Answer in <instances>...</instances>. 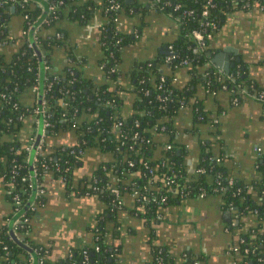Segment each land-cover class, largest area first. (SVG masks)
I'll list each match as a JSON object with an SVG mask.
<instances>
[{"label": "crops", "instance_id": "crops-1", "mask_svg": "<svg viewBox=\"0 0 264 264\" xmlns=\"http://www.w3.org/2000/svg\"><path fill=\"white\" fill-rule=\"evenodd\" d=\"M35 1L40 6V14L35 19L39 28L46 14L41 18L43 4ZM76 1L90 5V17L83 22L70 16L58 19L56 26L62 44L53 46L52 70L55 75L62 74L66 63L74 58L79 62L82 77L98 84L103 77L105 1ZM154 3V0H123L117 14V29L133 38L120 54V67L125 71L139 60L165 55L178 35L179 23ZM25 22L24 16L10 9L5 29L11 40L0 46L2 51L20 41ZM207 48L205 63L211 70L225 75L233 74L234 67H243L247 81L243 88L248 94H240L234 100L232 92L215 90L213 93L199 81L195 82L191 85L192 100L198 101L207 114L201 119L191 105L183 106L173 117L172 136L154 135V156H159L167 144L175 145L183 151L187 173L202 158H219L225 170L241 180L253 198L257 193L254 187L264 178L260 152L255 149L264 148V107L254 96L258 88H264V9L254 2L234 8L207 39ZM237 56H240L239 62ZM219 64L229 65L228 72ZM163 70L174 73L170 67ZM173 79L177 84L186 85L190 77L179 71ZM24 96L30 105L37 99L33 89ZM37 130L34 116H25L14 138L26 149ZM78 141L74 127L60 126L42 135L40 151L44 156L56 158L59 150L75 146ZM88 142L83 140L84 146L77 149V162L67 180L53 169L41 177L43 199L34 209L30 237L46 245L50 260L57 263L70 254L71 248L90 244L102 226L111 264H151L155 245L165 250L173 264H183L186 255L197 259L194 264H239L238 243L244 228L252 221H239L237 213L226 217L230 209L220 194L183 197L164 207L156 222L140 214L135 186L121 190V205L109 208L107 201L84 187L90 185L94 171L100 165L109 164L114 155L94 140L89 138ZM35 153L34 145L27 152V158L31 159ZM112 177L116 180L118 176L115 173ZM14 218L13 203L0 175V228H9ZM33 259L31 264H36L34 255Z\"/></svg>", "mask_w": 264, "mask_h": 264}, {"label": "trees", "instance_id": "trees-1", "mask_svg": "<svg viewBox=\"0 0 264 264\" xmlns=\"http://www.w3.org/2000/svg\"><path fill=\"white\" fill-rule=\"evenodd\" d=\"M162 1H167L163 9L172 10L173 14L179 17L178 35L171 42L175 50V56L169 62L174 71L171 74L168 73L171 70L160 72V67L167 63V54L139 60L128 71L120 67V54L133 38L129 34L121 33L112 21L119 9L106 13L107 22L102 37V81L97 84L82 77L79 62L74 58L66 63L62 74L55 75L52 70L51 52L54 45L62 44L56 22L64 16L83 22L91 14L87 2L76 0H47L54 8L47 10L45 19L39 28L37 26L33 46L28 44L31 41L29 35L24 34L19 42L12 43L16 46L3 51L0 47V175L11 200L13 201V194L18 193L28 203L32 187L29 186L28 179H22V176L30 171L26 159L27 151L14 136L23 118L32 115L34 104L27 103L24 93L31 90L35 83H39V89L50 112L48 133L60 126L71 127L75 123L79 141L75 146L59 150L56 158L44 156L39 152L33 185H40L41 177L48 169H53L67 180L77 162V155L71 150L76 151L84 146L83 140L89 143L90 138L100 148L110 150L114 156L109 164L100 165L94 171L89 180L90 185H86L84 189L101 196L107 201L109 208L114 202V194L109 192L111 186H117L121 190L137 187L140 194L147 196V199L139 196L137 208L140 214L148 221L155 222L164 207L183 197L198 196L201 191L206 195L218 193L222 196L225 206L229 203L234 206L240 216L239 221H252L244 228L238 243L239 264H264V178L254 187L257 193L253 199L241 180L233 177L234 183L227 185V177L231 175L220 162L205 157L198 160L193 170L187 173L183 151L178 152L176 146L171 144L170 148L164 147L156 157L152 143L155 142V134L166 133L172 136L173 117L187 104L191 105L201 119L205 117L207 113L202 111L200 103L192 100L191 85L195 82L199 81L206 90H218L223 82L227 85V90L242 89L247 83L241 65L233 68L231 78L224 81L218 79L219 74L205 63L207 41L204 50H198L190 35L191 29L211 31V22L215 21L219 25L234 8L247 2L264 3V0ZM120 3L122 6L123 0H120ZM177 3L180 7L174 9ZM12 4L15 5V12L22 16L28 14L31 21L40 14V6L35 0H15L14 3L10 0H0V46L11 40L5 23ZM184 8L193 9V13H182ZM203 9L208 10L206 16L202 14ZM118 38H121L120 42L116 43ZM184 59L186 62H182ZM41 63L43 72L40 70ZM115 64L116 68L111 69ZM179 71L186 72L190 77L186 85L177 84L173 79ZM161 77L164 78L163 81ZM118 120L122 121L121 131L115 128L114 132V123ZM262 149L260 167L264 168V148ZM43 162L47 163L48 167H44ZM13 165L17 166L16 173L12 172ZM56 165L58 169H55ZM199 167H203L204 171H198ZM115 173L118 176L116 180L112 177ZM217 174L220 175V183L215 181ZM222 185L224 187L220 189ZM154 196L156 198H153ZM162 196H165L163 201ZM42 199L43 193L34 196L33 200L37 205ZM21 212L28 220L17 227L16 234L11 233L8 226L0 228V264H28L30 254L34 255L36 261L42 258L43 264H83L84 249L87 250L90 264H111L100 222L101 231L94 233L90 244L71 248L70 254L67 253L69 255L55 263L50 260L46 245L38 244L30 237L34 209L25 205ZM16 215L14 213V217ZM23 241L28 242L29 246ZM96 246H99L98 250L95 249ZM159 247L162 261L157 262L155 255L158 254ZM91 251L94 253L91 254ZM194 260L197 259L186 255L183 264H193ZM151 264L173 262L160 245H155Z\"/></svg>", "mask_w": 264, "mask_h": 264}, {"label": "built area", "instance_id": "built-area-1", "mask_svg": "<svg viewBox=\"0 0 264 264\" xmlns=\"http://www.w3.org/2000/svg\"><path fill=\"white\" fill-rule=\"evenodd\" d=\"M12 1V3L15 2V0H10ZM105 1V5H104V11L105 13H108L109 11H118L119 9H121V3H120V0H104ZM155 1V5L167 12L169 15H171L177 23H179V17L177 15H174L172 10H165L163 9L165 7V3L164 1L162 0H154ZM247 4H250L249 2H247ZM212 5V4H211ZM259 6L261 8L264 9V3H260ZM180 7V4L177 3L174 5V9H179ZM54 8V5L53 4H49L48 5V9H53ZM47 9V10H48ZM182 13H185V14H191L193 13V9L191 8H184L182 10ZM208 13V10L207 9H203L202 11V14L203 15H207ZM24 18H25V26H24V29H23V34L25 35H29V38H30V42L28 43L29 46H33V43H34V33L35 31L37 30V25L34 23V21H31L29 19V16L28 14H24L23 15ZM117 15L116 16H113L112 18V21L113 23H116L117 24ZM109 21V19H108ZM217 23L215 21H212L211 22V27H212V30L211 31H205L203 29H200V28H192L191 31H190V35L191 37L193 38L194 42H195V45H196V48L200 51L204 50L205 48V44H206V41L207 39L211 36L212 32L214 31L215 28H217ZM59 34L57 33V36ZM120 39L121 38H118L116 39V43L120 42ZM168 53L167 54V58H166V61L167 62H170L171 59L175 56V50L173 48V45L170 44L168 46ZM35 54V53H34ZM182 62H186V60H182ZM45 68H47V66L45 65L44 66ZM116 68V64L114 66L111 67V69H115ZM219 75L217 76L218 79H223V81L225 79H229L232 77V74H221V73H218ZM161 81L164 80L163 77L160 78ZM221 89H224V90H227V85L225 84V82H223L220 86ZM32 89L37 93V99L32 107V115L34 116V120H35V123H36V126L37 128L39 129L40 125H41V134H40V138L39 140L37 141V143H35V139H36V135H37V132L35 134V136L31 137V143L26 145V151L28 152L30 150L31 147H33L35 145V148H36V153H35V156L32 157L31 159H27V162L29 163V166H30V171L22 176V179H28L29 180V186L32 187V195H31V198L29 199L28 203H26V200H23L22 197L18 194V193H14L13 194V210H14V213H16V217L13 219V223H12V232L14 234H16V229L19 225H23L24 222H26L28 220V218L26 216H23L21 210L25 207V205H28L30 209H35L36 207V204H35V201L33 200L34 199V196L38 195V194H42L44 192L43 188L40 186V185H33L32 181L35 179L36 177V169H35V163L38 161V153L41 152L40 149L42 148L41 147V137L44 133H46L45 131L48 130V126H49V116H50V112L47 110V105H46V99L42 96V94L39 95V83H35L33 86H32ZM232 93H233V96H234V100H238V96L242 93H247L248 94V91L245 90L244 88L240 89V88H234V89H229ZM213 93H215V90H212ZM255 98L257 100H259L263 107H264V88H258L256 91H255V94H254ZM121 125H122V121L118 120L114 123V128L118 129L121 131ZM72 127H75V123L72 124ZM38 131V130H37ZM167 148H170L171 145L170 144H167L166 145ZM258 152H261L263 149L262 147L258 146L255 148ZM72 153H74L75 155H77V150L74 151V150H71ZM210 160H214L216 162H220L219 161V158H213L212 159L210 158ZM129 164H131V162H129ZM42 165L44 167H48L47 163L43 162ZM17 169V166L16 165H13V169H12V172L16 173V170ZM55 169H58V166L56 165L55 166ZM198 171H201L203 172L204 171V168L203 167H199L198 168ZM220 175L217 174L216 178H215V181L217 183H220ZM227 185H232L234 183V179L232 176H228L227 177V181H226ZM94 189L97 188V186H92ZM224 186H220V189H222ZM239 189V188H237ZM137 193H138V196H140L142 199H147V196L145 194H140V191L138 189H136ZM264 191V190H263ZM109 192L114 194V202L112 204V207H119L121 205V189H119L117 186H111L109 187ZM201 196H204L206 195V193L204 191H201L200 194ZM153 198H156L155 196ZM165 199V196H162L161 197V200L163 201ZM230 210L231 209H234L232 206L231 203H229L228 205H226ZM18 213H20V215H18ZM17 237V236H16ZM18 238V237H17ZM241 240V238H240ZM23 243L27 246H29L28 242L26 241H23ZM96 250L99 249V246H96L95 247ZM158 254L155 255V258H156V261L160 262L162 261V255L160 254L161 252V248L159 247V249L157 250ZM83 254H84V259H83V264H90V261L88 259V256H87V250L84 249L83 250ZM33 254H30L29 255V263L28 264H31L33 262ZM197 260H194V263H196ZM193 263V264H194ZM37 264H43V260L42 258L40 259H37Z\"/></svg>", "mask_w": 264, "mask_h": 264}, {"label": "water", "instance_id": "water-1", "mask_svg": "<svg viewBox=\"0 0 264 264\" xmlns=\"http://www.w3.org/2000/svg\"><path fill=\"white\" fill-rule=\"evenodd\" d=\"M37 1H39V2H41L42 4H43V12H42V15H41V18L46 14V12H47V9H48V4H47V2L45 1V0H37ZM10 8H11V10H14V8H15V5L14 4H12L11 6H10ZM36 24V23H35ZM167 53H168V51H166ZM214 59L215 60H217V62H218V59H216V57H214ZM241 59H240V56H237L236 57V61H240ZM219 66L220 67H222V68H224V70L226 71V72H228V66L229 65H223V64H219ZM162 67V66H161ZM170 67V63L169 62H167V63H165L164 64V66H163V68H169ZM163 68H161L160 69V72H163V71H165V70H163ZM40 70H41V72H43V64L41 63V65H40ZM219 91H225L224 89H218L217 90V93L219 92ZM226 91H228V92H230L231 93V91L230 90H226ZM41 94V91H39V95ZM231 94H233V93H231ZM209 95H213L212 94V92H209ZM118 130V129H117ZM46 133H48V130H46L45 131ZM40 134H41V125H40V127H39V129H38V131H37V135H36V139H35V143H37V141L39 140V138H40ZM178 152H179V149H178ZM235 213H237L236 212V210L235 209H231V210H228L227 212H226V214H225V216L226 217H228V215H230V214H232V215H234ZM9 231L12 233V225L11 224H9ZM94 252L93 251H91V254H93Z\"/></svg>", "mask_w": 264, "mask_h": 264}]
</instances>
